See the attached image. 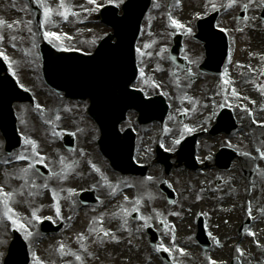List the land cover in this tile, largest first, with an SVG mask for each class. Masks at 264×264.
Listing matches in <instances>:
<instances>
[{"label":"rangeland","instance_id":"374dc122","mask_svg":"<svg viewBox=\"0 0 264 264\" xmlns=\"http://www.w3.org/2000/svg\"><path fill=\"white\" fill-rule=\"evenodd\" d=\"M35 2V0H32ZM124 0H113V4L116 5L119 3V6L122 4ZM221 0H174L171 4V10H170V16L173 18L175 17L177 21L184 22L187 20L191 15L195 14V11H202L204 9L211 10L212 3H215L216 6H219ZM13 2H15V6L13 5ZM36 3V2H35ZM48 3L50 4L53 9L57 7L59 4V0H48ZM66 5L71 6L72 10L79 13L78 17L69 16V19L67 22H64L61 17L53 15L54 21L58 23V27L55 28H43V32L45 30H50L57 32L62 36V39L59 40L60 43H66L69 47H79L84 52L90 53L91 48L94 46V44L99 41L100 38L105 36L106 34L111 33V30L109 28H106L102 25H99L96 23H93L94 27L89 26L92 22L91 19V12H86L84 9L95 7V5H89L87 3V0H65ZM98 4H105L109 3V0H97ZM37 5V4H36ZM83 5V8L80 7ZM156 5H159L158 7ZM165 6L164 2H161L160 0H155L153 4V9L151 10L149 16L146 18L145 23L142 27L141 32V39L139 40L137 44V48L141 49V53L136 54L137 59V65L139 70L143 68L144 74H148V71H150L149 77L145 78L144 75L139 77V80L137 81L139 86L143 88L145 91H147L149 94H153L155 92L154 88L161 89L168 97L169 103L171 106V114L169 117L171 119H167L166 125L163 127V130H156L154 128H148L149 130V136H144V132H142L141 139L139 140V146L148 144L147 141H150L149 139L152 138H159L162 140H165L167 137L170 139V144L174 142V140L178 137L184 138L188 133L185 131L184 126L187 125L188 128L195 127L197 125L204 126V117L208 111V100H214L215 94L212 93L213 90H215V86H217V89L220 92V95L222 96L226 102L234 103V104H245L249 101V99H244V97H249L250 95H253L255 97H258L263 105H264V79L261 80L259 78L255 77V73L258 69H264V63H258L254 62V60L258 57L259 54L263 55L262 59L264 60V48H262V43L264 42V36L257 37V34L253 33L255 38H251L253 40H256V42L260 45H258L259 49L252 51H256V53L249 55L250 53L248 51L247 47H244L243 49L246 52L245 59H241L240 57H237V54L235 53V50L238 48L235 47L233 49V59L232 62H228L230 67L225 68L224 71L220 76H210V75H201L199 76L198 82L202 80L199 84L196 85L193 83H188V81H192L195 78L194 72L197 70L198 65H190L188 68L192 71L191 76L184 77L185 70H181L179 68L178 70L172 69L171 66L167 65V62L159 61L158 57L160 56L158 54V47L160 44H162V50L166 48L165 44L168 39L165 29L163 28V20L167 18L165 11L163 7ZM18 9H24V10H18ZM42 13V9H40ZM0 18L4 19L7 23H13L14 21L20 20L22 23H20V28L17 29H8L5 27L3 29H0V32L5 36V39L2 43H0V52H3L7 57L9 58V61L12 63V67L9 68L10 72L13 74L15 73V77L19 80L20 84L26 87L28 90H31L34 95L36 96L37 102L42 105V108L44 110H50L52 106H56L59 100L48 88H46L41 80V73H40V63L38 59V53H37V45H38V36L37 32L33 27V14L31 12L30 6L27 4L26 0H0ZM251 18V16L249 17ZM42 19H43V13H42ZM31 21V28L32 32H28L26 22ZM229 21H232L229 18ZM96 25V26H95ZM19 26V25H18ZM260 28H258V31ZM157 31L160 37H163V40L160 39H154L153 38V32ZM67 33L71 39L63 37V34ZM11 35H15L17 39L15 41L11 40ZM248 36L251 37L250 33H247ZM233 36H236L234 34ZM243 41H246L244 38L241 39ZM247 42V41H246ZM13 44H15V47H13ZM33 44H35V47H33ZM149 45V47L145 48V45ZM264 44V43H263ZM232 45H235V41H232ZM240 45V44H238ZM193 46V51H198V54L200 55V48L197 47V45H188V53L191 54L189 51L190 47ZM202 51V50H201ZM251 51V52H252ZM148 53H151L149 56ZM190 59V58H189ZM193 60V59H192ZM9 61H5L6 64L9 67ZM168 61V59H167ZM246 62L252 63L251 65H245ZM166 67H169L170 70ZM244 69L250 70L252 73L248 74L244 77L245 83H242L239 81L238 77L241 76V72ZM249 67V68H246ZM166 68V69H165ZM166 70H169V74L165 72ZM187 74V72L185 73ZM216 77L217 82L214 83V80L212 78ZM197 80V79H196ZM195 80V81H196ZM223 80L231 81L230 84L235 85H243L247 84L245 88L240 87H234L236 92L239 94V96H233L232 90L228 89L226 96L224 95L222 83ZM177 81L181 82L177 84ZM196 83V82H195ZM203 84V85H202ZM158 85V87H156ZM181 85V86H180ZM202 85V86H201ZM210 85V87H209ZM263 87V90L261 89ZM186 91V92H184ZM185 93H188L192 96H188L189 98L195 99L194 105L195 107L200 104L201 99H206V109L203 114H198L196 110L191 109L188 106H185L182 102V97H185ZM214 97H208L210 94ZM192 103V102H191ZM57 107V106H56ZM221 107H225L222 105ZM28 108V107H27ZM25 109L22 111L21 109H18L17 111L21 112V125H20V132L22 133L24 138H31L37 142V151L40 153L41 156L45 157V163L48 165V168L50 169L51 173L56 171V173L59 174V176H53L51 178L43 179L40 177L34 169L30 170L32 174H28L27 180L30 181V183L25 182V180L22 179H16L15 177L18 175H21L20 172L21 169L28 167L29 163H33L34 160L32 159L31 154V146L26 144L23 145L22 150L18 154H23L25 156H28L29 159L25 161H20L15 159L14 155L13 157H3L0 159V187H3L5 191H13L14 189L20 190L23 192V195H16L15 200L19 201L18 203H11L10 206L14 209L15 216L14 218H19L20 223L25 225L24 229H20L19 225H16V227L21 231V235L23 236L24 240L27 243L30 258H31V264H34V256L38 257L41 261L44 262V264H80L79 261L75 259V255H67L65 250V255H61L59 251L58 246H54L52 244V241L50 243H46V240L42 237V234L39 232L37 228L35 227V221L32 219V212L35 210L37 216L40 218L44 215H50L53 217L55 222H62L64 221V210L70 209L71 211H78V204L76 202H72L71 200L68 201L69 195L71 191L74 189H79L81 187H88L90 188L91 184L96 185L98 195L102 196V200L100 205H98L99 208L105 209L103 204H109L111 200H109L108 197V191L106 190L107 185H99L98 184V177L96 174L92 171L87 172L89 176L85 177V173L81 166L85 165L84 159L86 156V152H83L85 149H89L90 152L93 153V157H96V160L99 162L96 163V166L98 167L99 171H101V167L104 165L106 167V164L103 163L100 159H98V151L97 147H95V133L93 132L91 126H88L85 124V121L83 118H74V113L69 110L71 107L62 108L59 107L58 110L60 112H63L66 110V112L63 113L61 119L63 123L65 124V127H71L74 128V130H77L78 137L77 143L80 145V149H77L76 152L67 153L64 148L62 149L61 141L58 136H56L55 130L49 131L51 127L48 129L46 133H41L40 129L35 125L36 121L38 120V115L35 111ZM182 109L185 110V112H182ZM76 111L75 113H77ZM184 113L187 118L183 122H179L177 120V117ZM48 114L44 115L41 114V118L43 119L44 116H47ZM135 116V114H131ZM47 123V121H41V123ZM62 129V128H61ZM145 131V130H142ZM183 133V135H181ZM149 138V139H148ZM0 144H2L0 140ZM165 146H169L165 144ZM172 146V145H171ZM174 147H177V144H174ZM206 150V148L203 147L202 144L199 145V151ZM203 152V151H202ZM206 152V151H205ZM203 152V153H205ZM138 156V155H137ZM63 158V163L60 164V167L63 169H59V159ZM136 157V162L138 164H142L139 159ZM65 160V161H64ZM80 161V164L77 166L75 165L76 162ZM95 162V161H94ZM64 164L71 166V168L76 167L79 170V174H75L70 172V169H66L64 167ZM9 165L11 167V172L8 171V174L4 173L5 166ZM12 165V166H10ZM67 167V166H66ZM68 171L66 173L67 179H63L62 177L65 174H62L64 171ZM61 172V173H60ZM228 176V175H227ZM57 177L60 178L57 179ZM178 178V175L175 176ZM206 181L212 179L213 175H206L203 176ZM180 179L182 180V176H180ZM57 180V181H56ZM28 182V181H27ZM34 184L36 185V189L32 186ZM47 183V187L45 188L44 185ZM31 184V185H30ZM24 185L23 188L21 186ZM128 185V184H127ZM32 186V187H31ZM193 186V185H191ZM204 187V184H203ZM88 188V189H89ZM186 188V189H185ZM184 189L186 192L183 193L181 200V205H192L191 203H195V205L202 206L204 203L205 205V211L209 210H218L219 206L223 205L222 203H231L232 199L230 197H226L230 201H227L222 193L212 195L208 192L207 189H204L200 195H196V191H189L188 186ZM207 192H206V191ZM55 191L57 194V199H53L52 192ZM152 193H149L148 195H151ZM204 194V195H203ZM147 195V196H148ZM205 197H203V196ZM191 197H195V199H191ZM108 199V202H107ZM140 199L133 196V200ZM211 203L209 202V200ZM106 200V202H105ZM264 202V201H262ZM59 204L60 207V215L56 214V205ZM198 203V204H196ZM131 207H137L139 210H141L143 213H145L147 216L149 215V212L151 210L150 204H147L146 201H140V204L137 205L136 203L131 205ZM238 208V207H237ZM245 208L244 203L243 207L241 209ZM250 206H248V209ZM177 210V207H176ZM108 211V210H106ZM239 211V210H238ZM183 212H189L190 215L193 212L190 211H183ZM3 213V205L0 204V256L3 253V246L6 242V240L9 238V235L7 236V230H6V220L5 218H2ZM210 213V212H209ZM220 215V214H219ZM241 215V214H240ZM63 216V218H62ZM221 216V215H220ZM95 218L96 224L94 227L100 228L101 223L98 222L101 218L102 225H105V227L110 228L111 230H116V232L120 235V240L117 241H110L108 243L109 247V253L111 254V250L115 249L118 251L126 250L125 244H127L128 238H135L136 241L141 243V238H144V242L147 243L144 232H145V225H147L149 222H147L142 227H137L134 230L128 229L126 231V234H123V229L119 226V219L121 217L116 216L115 214L108 215V212L106 214H103V216L99 217L97 212L94 214L92 211L86 212L85 215L82 218V221L78 223V225L75 227L72 233L68 232V235L65 237V241L69 244L68 250H71L72 253H76L77 250L79 252L80 256L83 257L84 264H89V262H86V259L84 257H90L94 255H87L88 252H90V249H97V243H93V238H90V235H88L87 241L84 243L82 241H78L76 239V233H82V225L86 224L87 228L89 229L92 225V221ZM232 222L235 219V222L237 224L236 227H238V224L240 223V220L237 216L231 215L230 217L227 216L225 220H228ZM72 219L70 222L72 223ZM123 227H126L127 224L124 220L120 223ZM103 227L104 229H106ZM236 227L225 229L224 236H229V242L230 234L235 233ZM216 230V231H213ZM212 231L217 233L216 228H212ZM30 232L31 235L27 236L26 234ZM89 233V231H88ZM176 234L177 231L175 232ZM61 233L57 234L58 236ZM90 234V233H89ZM95 237L94 234H91ZM113 235H116V233H113ZM129 235V236H126ZM107 241V240H105ZM81 244L87 246L88 251L85 252L84 248L81 247ZM167 248L173 249L171 254L175 255L177 253V246L175 244V248H173V244L169 243L166 245ZM129 254V249H127ZM227 252V250H225ZM82 253V255H81ZM132 254V253H130ZM118 255V254H117ZM139 254L135 259L137 260L138 264H148L149 263V257H143L140 258ZM129 257V256H128ZM140 258V259H139ZM217 258V257H216ZM223 258V257H221ZM131 259V258H130ZM219 259V258H217ZM250 259V257H249ZM255 259V262H259L261 259V255H256L251 257V260ZM93 258H90V264ZM94 261L96 262L97 259L95 258ZM253 261V260H252ZM194 262L198 264H203L202 260L199 258H195ZM121 264H137L136 262H130L125 261V258L122 259L120 262ZM109 264H117L115 259L110 258Z\"/></svg>","mask_w":264,"mask_h":264},{"label":"water","instance_id":"95a60500","mask_svg":"<svg viewBox=\"0 0 264 264\" xmlns=\"http://www.w3.org/2000/svg\"><path fill=\"white\" fill-rule=\"evenodd\" d=\"M147 6V0H132L125 6L127 7L126 17L122 19L117 18L112 9H107L103 13V21L116 30L119 44L126 42L125 47L118 52L116 45H102L92 58H68L67 64L60 67V60L64 57L55 56L49 49L43 47L47 81L55 85L56 88L65 91L68 97H88L92 102L93 117L99 122H112L114 127L110 129L111 133H114V129L124 119L125 112L129 109L139 110L142 121L153 117V115L147 116L144 111L146 105L140 99L139 94L127 89L132 81L130 73L134 72L130 46L136 37L139 23ZM125 24L126 30L123 28L122 31L125 34L119 35L121 26ZM1 66L0 63V72L3 71ZM14 96H16V91L13 86L6 78L0 77V106L4 99L12 100ZM157 107L156 113L159 112L163 115L164 110L159 109V104ZM120 149L127 161L132 153V144ZM18 245H21L19 240L15 248ZM20 261L26 262L24 254Z\"/></svg>","mask_w":264,"mask_h":264},{"label":"snow or ice","instance_id":"6c2138e0","mask_svg":"<svg viewBox=\"0 0 264 264\" xmlns=\"http://www.w3.org/2000/svg\"><path fill=\"white\" fill-rule=\"evenodd\" d=\"M35 2L37 4V6L40 9H42V13H43V21L41 22V27L42 28H55V27L59 26L58 23L56 21H54V19H53V15L54 14L56 16L61 17L64 22L68 21L70 15L73 16V17H78L79 16V13L73 11L71 6L66 5L65 0H59V4L57 5V7L55 9H53V7L50 6V4L48 3V0H35ZM112 2H113V0H109V3H112ZM210 2H211V0H210ZM87 3L89 5H95V7L84 9L86 12H89V13L90 12H94V11H98L99 8L103 7L102 4H98L97 3V0H87ZM234 3H235V0H229V3L227 5H221V6L222 7L231 8L234 5ZM260 5L264 6V0H260ZM12 6H15V2H13ZM116 6L119 7V3H117ZM156 6L158 7L159 5H156ZM80 7L83 8V5H81ZM243 7L246 10L248 8V5L245 4ZM212 9H213V11H217L218 10L215 3H212ZM18 10H24V9H18ZM169 19L171 20V22L173 23V25L176 28L184 27L179 22L172 20L171 17H169ZM20 23H22V21L17 20V21H14L13 23H7L6 24V21L4 19L0 18V29H3L5 27V24H6V27L8 29H12L14 24L19 25ZM26 26H27L28 32H32L31 21H27L26 22ZM221 30L223 31L224 29H221ZM187 31L190 32L191 29H187ZM43 37H44V39L48 40V42L50 44H53L54 47H60L59 45L56 44V41L61 40L62 36L60 34H58L57 32L50 31V30H45L43 32ZM63 37L71 39V37H69L67 33H64ZM4 39H5V36L2 34V32H0V43H2L4 41ZM16 39H17V37L15 35H11V40L12 41H15ZM13 47H15V44H13ZM33 47H35V44H33ZM144 47L147 48V47H149V45L146 44ZM61 50L62 51H72L74 49H71L70 47H63V48H61ZM136 51L138 53H141V49H139V48H137ZM148 55L150 56L151 53H148ZM0 56H2L5 61H9V58L3 52H0ZM11 67H12V63L9 61V68H11ZM140 74H141V76L144 75L143 68L140 69ZM13 75H15V73H13ZM188 75L191 76V70L190 69L188 71ZM224 83L228 84V83H230V81L225 80ZM156 87H158V85H156ZM232 95L233 96H237V97L239 96V94L236 92L235 88L232 89ZM244 99H248V98L244 97ZM252 103H255V102L252 101ZM35 107L37 109H41V105H39V104H36ZM245 111H247V109H245ZM249 115H251L250 112H249ZM56 119L59 120L60 117L56 116ZM169 119H171V117H169ZM253 123H257V122L255 120H253ZM259 126L264 127V124H261ZM184 129L187 132L193 131V129L188 128L187 125L184 126ZM181 135H183V133ZM180 142H181L180 139L174 140V144H179ZM25 143L31 146V154H32V159L34 160V163H29L28 167L21 169L20 172L22 174L16 176L15 178L16 179L25 180V182L27 184L28 174H29L30 170L35 169V165L36 164H43L45 167H48V165L45 163L46 158L41 156L40 153L37 151V147L38 146H37V142L35 140L26 137L25 138ZM243 155H248V154L247 153H243ZM261 158H264V152H261ZM15 159L20 160V161H25V160H28L29 157L25 156L23 154H17L15 156ZM61 163H63V158H61ZM91 166L93 167L94 170L99 171V169L96 168V166L94 164H92ZM54 175L59 176L58 173H54ZM62 178L63 179H67V175L65 174ZM147 179L151 180L152 178L148 177ZM32 186L33 187L36 186L34 184V182H33ZM129 186H131V185H129ZM23 187H24V185L21 186V188H23ZM44 187L45 188L47 187V183H45ZM69 191H72V190H69ZM16 195H23V192L20 191V190H16V189H14L13 191H5L3 187H0V204L3 205L2 218H5L8 221H10L13 226L19 225L20 229H24L25 225L20 223L19 218H14V216H15L14 209L10 206L11 203H18L19 202V201L15 200V196ZM52 196H53L54 200L57 199V194H56L55 191L52 192ZM125 199H127V197H125ZM135 203L137 205H139L140 204V200L137 199ZM132 211H138V208H133ZM56 214L60 215V207H59L58 203L56 205ZM126 215H130V213H128L126 211ZM32 219H34V220H40L41 219L39 216H37L35 210L32 212ZM140 219H146V218L141 216ZM125 223H127L126 220H125ZM95 224H96V220L94 218L93 221H92V225L93 226H90L89 229H88L89 233L90 234H94L95 237H96L93 240V243H101V244H103L104 243V238L110 237V236H111V239L115 240V236L111 235L108 230H105L103 227L96 228V227H94ZM101 224H102V221H101ZM101 233H102V235H101ZM30 235H31V233L28 232L26 234V238H27V236H30ZM77 239H78V241H83L85 239V236L83 234H80L77 237ZM81 247L84 248L85 252L88 251L87 246L81 244ZM175 247H176L175 246V238L173 237V248H175ZM158 250L169 252L171 254L173 249H170V248H167V247H163L161 245L158 248ZM59 251H60L61 255H65L66 254L65 253V246L63 244L60 245ZM179 251H180L181 255L184 254V250L183 249H179ZM72 255H75V259L77 261H79L80 264H84L82 256H80L79 254H76V253H72ZM89 255H91V253H89ZM34 264H44V262L41 261L38 257L34 256ZM210 264H216V262L215 261H210Z\"/></svg>","mask_w":264,"mask_h":264},{"label":"bare ground","instance_id":"6f19581e","mask_svg":"<svg viewBox=\"0 0 264 264\" xmlns=\"http://www.w3.org/2000/svg\"><path fill=\"white\" fill-rule=\"evenodd\" d=\"M187 101H189V102H195V99H193V98H189V99H187ZM209 102H212V105H216L217 104V102L218 101H214V100H208ZM254 102H256L255 100H253ZM210 113V108H209V110H208V114ZM235 116H236V118H237V122H238V124H241V119H240V116L237 114V113H235ZM210 121V120H209ZM237 133H239V132H237ZM264 134V133H263ZM263 134H261V135H263ZM231 137H226V136H219L218 138H216V139H214L215 141H216V143L219 145V143L221 142V145H223L225 142H227V141H229V139H230ZM241 138L243 139V136L241 135ZM205 143H208V144H211L210 142H208L207 140H205ZM214 145V144H213ZM218 145H214L213 147H211V150H210V152H209V154L207 155V156H205V155H201V154H199V159H200V161H204L206 158H211L213 155H214V153L218 150ZM256 170H258L259 169V167L256 165ZM183 171H181V173H182ZM103 178H107V176L105 175ZM28 182L27 183H30V181L29 180H27ZM153 191V189H150L149 190V192H152ZM115 206V203H113V204H110L109 206H108V210H111V208H113ZM89 207L90 206H87V207H84V208H86L85 210H79V211H77V214L76 215H71L74 219H76L77 221H80L81 222V220H82V218H83V216H84V214L87 212V211H89L90 209H89ZM183 210H187V211H195L196 209H198V207L197 206H195V205H188V206H186V205H184V207L182 208ZM219 209L220 210H226V209H231L230 207H229V205H221V206H219ZM259 208L258 207H255V206H253L252 207V212H255V211H257ZM261 210L264 212V206L261 208ZM106 212V210H102V211H100V215L101 214H106L105 213ZM216 214H218V213H216ZM67 215L69 216V213H67ZM212 219V221H214L212 224H215V221L216 222H220L219 220H215L213 217L211 218ZM254 220V219H253ZM220 229H222V226L220 225ZM250 229H251V233H252V236H251V238H250V242H251V247H250V249H248V244L247 243H244V247H245V249H246V251L247 252H249L250 251V254H251V257H253V256H256L257 254H259V255H261V257L264 259V216L260 219V221H259V223L258 224H253L252 226H250ZM258 230V238L260 239V240H263L262 241V244L258 247V249L257 250H255L254 249V247H253V240H254V234H255V231H257ZM82 234L85 236V239L83 240V241H85L86 240V238H87V233L86 232H82ZM45 240H46V243H48V242H50V241H52L53 239H55V236H52V237H45L44 238ZM128 252V251H127ZM127 252L126 251H124V250H121V251H118V250H116L115 251V249H112L111 250V255H112V257L115 259V261L117 262V264H121L120 263V260L122 259V258H125V260H129L130 258L132 259L131 260V262H133L135 259H133L136 255H137V252H135V251H133V250H130L129 249V254H127ZM89 253H91V255H95V256H98V251H96V250H92V251H90V252H88L87 253V255H89ZM130 253H132V254H130ZM72 254V253H71ZM117 254H120V257L119 258H116L117 257ZM218 254L219 255H223L224 254V252H222V251H218ZM129 256V257H128ZM90 257H92V256H90ZM95 258V257H94ZM255 262V261H254ZM153 264H158V262L157 261H155ZM244 264H252V263H249V262H247V261H245V263ZM255 264H264L263 262H255Z\"/></svg>","mask_w":264,"mask_h":264}]
</instances>
